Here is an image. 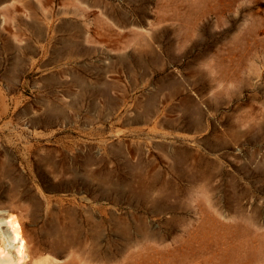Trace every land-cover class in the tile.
<instances>
[{"label": "rangeland", "instance_id": "obj_1", "mask_svg": "<svg viewBox=\"0 0 264 264\" xmlns=\"http://www.w3.org/2000/svg\"><path fill=\"white\" fill-rule=\"evenodd\" d=\"M0 264H264V0H0Z\"/></svg>", "mask_w": 264, "mask_h": 264}, {"label": "bare ground", "instance_id": "obj_2", "mask_svg": "<svg viewBox=\"0 0 264 264\" xmlns=\"http://www.w3.org/2000/svg\"><path fill=\"white\" fill-rule=\"evenodd\" d=\"M90 254H91V253H90ZM90 256H91V255H90ZM90 256H89V257H90ZM92 257H93V256H92Z\"/></svg>", "mask_w": 264, "mask_h": 264}]
</instances>
